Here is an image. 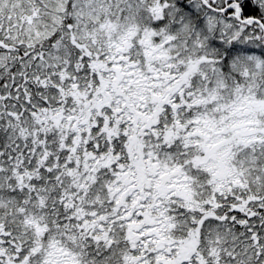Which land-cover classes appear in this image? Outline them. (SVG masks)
<instances>
[{"label": "snow or ice", "instance_id": "1", "mask_svg": "<svg viewBox=\"0 0 264 264\" xmlns=\"http://www.w3.org/2000/svg\"><path fill=\"white\" fill-rule=\"evenodd\" d=\"M0 264H264V0H0Z\"/></svg>", "mask_w": 264, "mask_h": 264}]
</instances>
